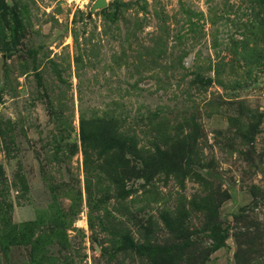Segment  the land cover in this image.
<instances>
[{"label": "rangeland", "instance_id": "374dc122", "mask_svg": "<svg viewBox=\"0 0 264 264\" xmlns=\"http://www.w3.org/2000/svg\"><path fill=\"white\" fill-rule=\"evenodd\" d=\"M0 0V264H264V0Z\"/></svg>", "mask_w": 264, "mask_h": 264}, {"label": "water", "instance_id": "95a60500", "mask_svg": "<svg viewBox=\"0 0 264 264\" xmlns=\"http://www.w3.org/2000/svg\"><path fill=\"white\" fill-rule=\"evenodd\" d=\"M106 5V0H95L92 4L91 11H94L97 8H103Z\"/></svg>", "mask_w": 264, "mask_h": 264}, {"label": "built area", "instance_id": "2783aa9c", "mask_svg": "<svg viewBox=\"0 0 264 264\" xmlns=\"http://www.w3.org/2000/svg\"><path fill=\"white\" fill-rule=\"evenodd\" d=\"M69 1H74L75 2L76 0H69Z\"/></svg>", "mask_w": 264, "mask_h": 264}]
</instances>
